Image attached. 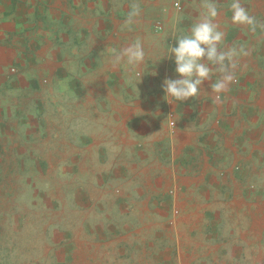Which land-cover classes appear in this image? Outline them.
Listing matches in <instances>:
<instances>
[{"label":"crops","instance_id":"1","mask_svg":"<svg viewBox=\"0 0 264 264\" xmlns=\"http://www.w3.org/2000/svg\"><path fill=\"white\" fill-rule=\"evenodd\" d=\"M214 2H224V18L231 19L232 0ZM240 2L264 21V0ZM99 20L98 0H0V126H101L109 131L107 137L97 135L100 142L113 134L126 136L125 147L140 142L143 158L159 155L161 164L168 158L171 168L164 164L154 174L121 178L126 189H135L128 178L139 180V193L157 199L179 194L177 205L172 199L169 220L177 258H187L188 264L212 258L264 264V32L252 33L231 21L225 29L226 45H244L250 54L239 59L236 81L220 94L222 103L213 102L210 84L220 75L215 71L198 97L176 101L158 89L126 90L128 74L121 91L111 89L115 76L93 74L101 34L107 35V46L120 44L112 35L115 29ZM121 38L123 48L133 41L125 28ZM152 64H139L143 77L160 73V84L179 78L174 59L165 76ZM68 99L75 101L72 114ZM166 233L160 234L163 239Z\"/></svg>","mask_w":264,"mask_h":264},{"label":"rangeland","instance_id":"2","mask_svg":"<svg viewBox=\"0 0 264 264\" xmlns=\"http://www.w3.org/2000/svg\"><path fill=\"white\" fill-rule=\"evenodd\" d=\"M174 1L113 0L108 4L98 0L100 25L110 24L115 29L112 35L120 42L115 49H123L122 25L130 5L138 2L140 16L131 30L125 31L131 33L132 43L140 38L144 60L153 62L152 68L165 76L166 66L174 59L166 56L168 47L176 45L175 36L188 34L204 11L201 0H181L180 8ZM223 4H216L219 15L215 18L225 33L220 47L227 46L225 29L232 22L224 18ZM106 36L101 34L99 63L94 62L93 74L115 76L112 90H123L124 79L128 82L131 77L126 83L128 91L163 92L160 73L149 76L147 72L143 77L140 65H109L114 47L104 44ZM130 71H134L132 76ZM170 74L169 70L167 76ZM68 102L72 114L75 101ZM23 104L27 107L26 97ZM159 108L162 111L164 104ZM15 120L10 121L12 125ZM73 125L0 126V264H188L187 258L173 254L178 248L169 223L172 199L177 205L179 194L167 193L157 199L139 193V184L135 185L139 180L128 178L135 189H126L121 178L124 173L154 174L164 164L169 169L168 158L162 164L157 162L159 155L143 158L140 142L125 147L124 135L113 134L110 140L100 142L97 135L107 137L106 127ZM164 231L163 239L160 234ZM219 262L212 258L206 263L223 264ZM225 264L233 263L227 260Z\"/></svg>","mask_w":264,"mask_h":264},{"label":"clouds","instance_id":"3","mask_svg":"<svg viewBox=\"0 0 264 264\" xmlns=\"http://www.w3.org/2000/svg\"><path fill=\"white\" fill-rule=\"evenodd\" d=\"M201 8L204 10L200 18L191 26L188 34L175 36L176 45L169 46L167 55L174 57L175 72L179 78H166L163 81L165 97H171L176 101H187L196 98L205 81H210L213 71L219 73V78L210 84L211 91L215 93L213 102L222 103L221 93L229 90V85L236 81L235 70L241 57L250 54L244 45L226 46L221 49L225 33L220 30L215 22L219 11L214 0H201ZM232 22L247 26L252 33L259 28L264 32V21H258L255 16L241 4L240 0H232L230 4ZM140 4L132 3L122 27L131 30V26L140 16ZM113 67L122 62L131 66H138L145 59V51L142 41L137 38L127 47L110 50ZM155 74V73H153ZM168 103L171 104L170 101Z\"/></svg>","mask_w":264,"mask_h":264},{"label":"built area","instance_id":"4","mask_svg":"<svg viewBox=\"0 0 264 264\" xmlns=\"http://www.w3.org/2000/svg\"><path fill=\"white\" fill-rule=\"evenodd\" d=\"M180 1L181 0H175L173 2L174 6L180 8L181 7ZM12 71H15V69L13 68ZM170 125H171L172 128H175L176 127V120L174 119V117H173L172 114H171V119H170Z\"/></svg>","mask_w":264,"mask_h":264}]
</instances>
